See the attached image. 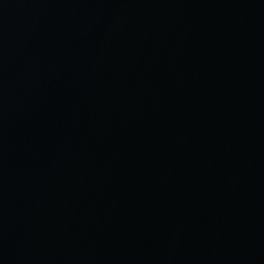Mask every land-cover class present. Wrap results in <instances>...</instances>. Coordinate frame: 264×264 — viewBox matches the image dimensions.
Wrapping results in <instances>:
<instances>
[{
    "label": "water",
    "instance_id": "obj_1",
    "mask_svg": "<svg viewBox=\"0 0 264 264\" xmlns=\"http://www.w3.org/2000/svg\"><path fill=\"white\" fill-rule=\"evenodd\" d=\"M0 264H264V0H0Z\"/></svg>",
    "mask_w": 264,
    "mask_h": 264
}]
</instances>
